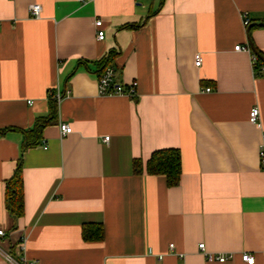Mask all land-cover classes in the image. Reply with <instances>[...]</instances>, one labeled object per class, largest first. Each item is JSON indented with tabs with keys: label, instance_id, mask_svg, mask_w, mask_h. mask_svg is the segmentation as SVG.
Returning a JSON list of instances; mask_svg holds the SVG:
<instances>
[{
	"label": "crops",
	"instance_id": "0c3cea01",
	"mask_svg": "<svg viewBox=\"0 0 264 264\" xmlns=\"http://www.w3.org/2000/svg\"><path fill=\"white\" fill-rule=\"evenodd\" d=\"M259 22L264 0H0V246L21 258L26 238L30 264H249L245 252L264 264V73L235 50L254 42L264 63ZM111 52L118 80L138 81L135 98L99 94L97 62ZM51 95L57 121L23 149L22 131L50 115ZM169 148L183 160L170 187L147 172ZM18 164L16 221L5 193ZM92 223L104 239L83 238ZM201 242L232 258L208 261ZM0 264H10L2 253Z\"/></svg>",
	"mask_w": 264,
	"mask_h": 264
},
{
	"label": "trees",
	"instance_id": "16d2710c",
	"mask_svg": "<svg viewBox=\"0 0 264 264\" xmlns=\"http://www.w3.org/2000/svg\"><path fill=\"white\" fill-rule=\"evenodd\" d=\"M252 29V28H251ZM250 29V37H251ZM113 53L102 57L97 62L98 75L102 70L113 62ZM51 112L47 117H38L35 126L28 130H23L25 133V141L23 149L29 148L38 144L43 129L56 122L58 115L57 99L51 95L50 99ZM182 157L181 151L178 148L158 149L155 150L147 163V172L150 175L160 174L164 175L167 179L168 186L178 185L182 177ZM18 168L12 177L9 178L6 187V208L9 213L17 221L25 213L24 208V179L23 167L18 164ZM134 168L136 172H140L142 168L141 161H135ZM82 236L86 241H99L104 239V225L98 224H85L83 227Z\"/></svg>",
	"mask_w": 264,
	"mask_h": 264
},
{
	"label": "built area",
	"instance_id": "2783aa9c",
	"mask_svg": "<svg viewBox=\"0 0 264 264\" xmlns=\"http://www.w3.org/2000/svg\"><path fill=\"white\" fill-rule=\"evenodd\" d=\"M80 1H87V0H80ZM42 4L40 3H33L29 6V14L31 18H41L42 17ZM243 22L245 26H249L251 23L250 18L248 17L247 13L243 14ZM97 26V38L99 41H104L106 39V31H104L103 27V20L97 19L96 21ZM236 51H248L252 56V61L254 65V70H256L257 76H260L264 73V63H262L260 56H258L255 52H253L252 47L250 44H240L235 47ZM196 64L201 65L202 63V57L200 53L196 54ZM116 68L113 66V64H108L102 72L99 74L98 77V90L99 94L102 96H109V95H128L130 97L135 98L138 95V81L133 80L129 83L120 82L118 80ZM208 92L211 91L210 88L207 89ZM51 94V93H50ZM59 96V94H58ZM32 103V102H30ZM250 122L253 124L260 125V110L258 106L253 107L250 112ZM73 128L70 123H62L60 125V133L63 137H66V135L70 134L72 132ZM106 140H109V137H106ZM260 145V158H261V166L264 169V135L263 140ZM0 235H4V230H0ZM174 243L169 245V248H174ZM200 249L206 253V247L205 243L201 242L199 245ZM19 249L23 253L21 258L15 257L12 253L5 250L0 246V253L4 255L6 260L10 264H30L27 260L26 255V238L23 237L19 243ZM206 258L208 261H220V262H226L227 260L232 258V254L230 255H223V254H208L206 253ZM241 259L245 262H248L249 264H255V256L251 254L250 252H245L241 255Z\"/></svg>",
	"mask_w": 264,
	"mask_h": 264
},
{
	"label": "water",
	"instance_id": "95a60500",
	"mask_svg": "<svg viewBox=\"0 0 264 264\" xmlns=\"http://www.w3.org/2000/svg\"><path fill=\"white\" fill-rule=\"evenodd\" d=\"M258 24L261 25V26H264V22H259ZM251 28H252V27H250L249 30H250ZM251 47H252L253 52H255L258 56H260V57L262 58L260 52H259V51L257 50V48L255 47L254 42L251 43Z\"/></svg>",
	"mask_w": 264,
	"mask_h": 264
}]
</instances>
